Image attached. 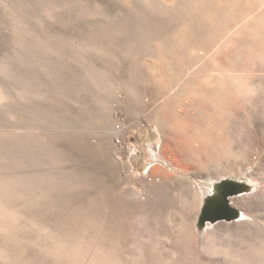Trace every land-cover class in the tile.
<instances>
[{"label": "rangeland", "instance_id": "rangeland-1", "mask_svg": "<svg viewBox=\"0 0 264 264\" xmlns=\"http://www.w3.org/2000/svg\"><path fill=\"white\" fill-rule=\"evenodd\" d=\"M0 264H264V0H0Z\"/></svg>", "mask_w": 264, "mask_h": 264}, {"label": "water", "instance_id": "water-1", "mask_svg": "<svg viewBox=\"0 0 264 264\" xmlns=\"http://www.w3.org/2000/svg\"><path fill=\"white\" fill-rule=\"evenodd\" d=\"M251 184L246 177H227L215 181L211 192L205 197L197 218V227L203 231L208 223L232 221L241 217V210L232 205V198L250 192Z\"/></svg>", "mask_w": 264, "mask_h": 264}, {"label": "bare ground", "instance_id": "bare-ground-1", "mask_svg": "<svg viewBox=\"0 0 264 264\" xmlns=\"http://www.w3.org/2000/svg\"><path fill=\"white\" fill-rule=\"evenodd\" d=\"M231 105V104H230ZM219 108V107H218ZM223 124V123H222ZM222 129V128H221ZM220 130V129H219ZM156 148V145L155 144H147L146 145V148H145V157H146V164H150V161H155L157 162L158 160H161V156L160 154L157 152V150L155 149ZM210 159V158H209ZM163 160V159H162ZM220 164V163H219ZM218 165V164H217ZM243 175L245 174H235V175H231L230 177H233V178H241L243 177ZM247 176V175H246ZM248 178V181L250 182L251 184V191L250 192H247V193H242L240 195H237V196H242V195H250V194H254L256 192H258L261 187H262V183L261 181L251 177V176H247ZM229 178V177H228ZM215 184V181L214 180H206V181H201L199 183V187H200V190L202 192V204L200 206V209L201 210V207L203 205V202H204V199L205 197L211 192L212 188H213V185ZM235 197V196H234ZM232 200V199H231ZM236 202V201H235ZM233 205V204H232ZM200 213V212H199ZM199 215V214H198ZM198 215L195 219V229H196V234H197V239H198V243H201L203 241V238L205 237V234L208 232L209 228L211 225L213 224H217L219 222H222V221H218L216 223H208L207 224V227L205 228L204 231H201L198 229V227L196 226V221H197V218H198ZM247 216H250L249 214L241 211V217L238 218V219H235V220H232V221H240L242 219H245L247 218ZM251 217V216H250Z\"/></svg>", "mask_w": 264, "mask_h": 264}]
</instances>
